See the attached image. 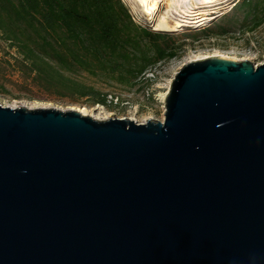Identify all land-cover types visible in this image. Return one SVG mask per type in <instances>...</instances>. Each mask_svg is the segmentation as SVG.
Returning a JSON list of instances; mask_svg holds the SVG:
<instances>
[{"label": "water", "instance_id": "water-1", "mask_svg": "<svg viewBox=\"0 0 264 264\" xmlns=\"http://www.w3.org/2000/svg\"><path fill=\"white\" fill-rule=\"evenodd\" d=\"M0 264H264V62H186L163 121L0 106Z\"/></svg>", "mask_w": 264, "mask_h": 264}, {"label": "trees", "instance_id": "trees-1", "mask_svg": "<svg viewBox=\"0 0 264 264\" xmlns=\"http://www.w3.org/2000/svg\"><path fill=\"white\" fill-rule=\"evenodd\" d=\"M233 10L250 17L251 29L264 21V0H240ZM167 36L135 23L121 0H0L1 39L31 82L60 99L105 105L106 95L77 76L133 87L176 56Z\"/></svg>", "mask_w": 264, "mask_h": 264}, {"label": "rangeland", "instance_id": "rangeland-1", "mask_svg": "<svg viewBox=\"0 0 264 264\" xmlns=\"http://www.w3.org/2000/svg\"><path fill=\"white\" fill-rule=\"evenodd\" d=\"M121 1L128 8L135 23L168 35V45L176 49L174 58L151 67L133 87L95 80L86 75L77 76L78 80L106 95L105 105H93L86 99L74 102L50 96L36 87L26 70H20L21 57L15 48L10 47L0 37V106L29 110L79 111L82 115L98 121L126 119L137 124H143L146 120L161 122L164 117V99L174 75L184 63L211 57H224L237 62L252 60L254 67L264 62V21L259 27L251 29L250 17L246 18L245 13L239 10L234 13V6L240 0L219 2L213 12H206H217L212 20L203 22L200 26L183 24L172 32L156 30L157 22L167 18L165 13L171 0H157L161 7L153 18L147 17L134 0ZM225 17L227 19L223 22ZM207 29L211 31L204 32ZM218 32L224 34L209 35Z\"/></svg>", "mask_w": 264, "mask_h": 264}, {"label": "bare ground", "instance_id": "bare-ground-1", "mask_svg": "<svg viewBox=\"0 0 264 264\" xmlns=\"http://www.w3.org/2000/svg\"><path fill=\"white\" fill-rule=\"evenodd\" d=\"M134 1L149 18H153L161 7L157 0ZM222 1L224 0H171L165 13L167 18H162L157 22L156 30L172 32L187 23L200 26L203 22H208L216 16L217 12L210 14L206 12H213L212 10Z\"/></svg>", "mask_w": 264, "mask_h": 264}]
</instances>
